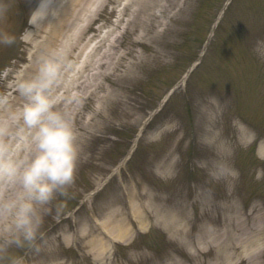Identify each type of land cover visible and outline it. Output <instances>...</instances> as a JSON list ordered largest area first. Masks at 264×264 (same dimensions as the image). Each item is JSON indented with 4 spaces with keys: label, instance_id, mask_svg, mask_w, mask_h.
Listing matches in <instances>:
<instances>
[{
    "label": "rangeland",
    "instance_id": "obj_1",
    "mask_svg": "<svg viewBox=\"0 0 264 264\" xmlns=\"http://www.w3.org/2000/svg\"><path fill=\"white\" fill-rule=\"evenodd\" d=\"M46 1L0 0V95L6 96L7 101L16 98V85L21 80L32 78L40 63L50 58L48 55L56 53L46 51L51 34V29L46 27L48 19H34L40 16L37 8ZM49 1L48 12L51 13L57 7L72 6L75 2L66 0L61 5L59 0ZM115 1L80 0L77 4L92 10L90 23L96 20L90 24L82 43L86 52H92V65L83 69L81 73L85 74L77 82L81 86L75 90L73 79L79 74V67L86 57L85 51L76 59L71 58L76 60L75 65L69 67L68 74L62 76L61 72L53 92L58 110L74 122L80 163L76 181L68 189L69 196L58 197L46 206V215L32 249L58 220L62 221L59 224L61 228L57 229L60 230L57 234L60 259L65 264H98L74 240L81 222L79 219L87 220V228L96 231L93 226L97 227V222L105 219L106 205L119 198L126 203L117 217L132 220L139 233V225L131 216L128 202L144 195L137 206L148 224L155 219V207L158 206L153 197L162 196L164 199L168 195L166 187L176 185L178 177L184 176L189 183L186 185L193 191L196 185L192 182L194 166L187 165L182 172L178 168L183 156L178 140L181 135L185 136L186 130L188 138L182 143L185 154L188 160L192 157L197 160L201 145L196 139V128L199 124L201 131L204 123L219 138L216 146L221 141L231 142L233 135L244 141L241 146H229L228 152L221 155L222 166L218 163L217 173L207 168L204 172L201 168L202 175L194 179L204 182L200 188L208 196L209 203L206 202L199 210L207 214V227L212 230L221 225L224 231L219 250L211 246L205 251H194L171 238L156 223L151 227L152 233L148 226L138 234L142 238L154 235L160 244L157 248L154 244H146V240L141 241L140 245L145 247L142 250L148 256H142L140 249L128 248L126 251V244L116 241L108 244L107 257L111 260L110 264H147L151 259L162 264H264V0L233 1L202 64L184 84L180 79L201 51L209 24L224 0H151L153 7L150 11L139 9L136 15L127 14L123 22H119L114 9ZM6 37L14 38V43H4ZM58 48L61 49V46ZM214 75L220 78L218 82L209 80ZM176 83L177 89L169 94L168 102L154 113L169 88ZM211 90L227 94L222 104L217 105L216 93H206L204 102L194 100L193 96ZM18 101L11 115L7 118L3 116L12 124L9 125L7 120L2 122L9 126V135L4 139L12 141L14 148L19 146L22 152L19 159H24L30 156L25 141L21 139L27 131L21 132L22 120L18 118L25 100L19 96ZM243 128L249 135L240 131ZM138 135L139 144L146 146L142 161L149 166L130 165V161L118 167ZM197 144L200 147L196 148ZM166 147L173 148V162L178 168L171 177L159 169ZM210 157L215 160L216 154L212 151ZM107 180H110L108 186L112 187L107 196L101 197L107 188L95 196L89 195L83 206L84 212L75 216L70 208L81 200L85 201L86 194ZM167 183L170 185L166 186ZM15 191L10 188L8 193L14 195ZM188 193L192 200L193 192ZM64 205L69 207L64 208ZM161 208L163 211V206ZM252 211H255L253 215ZM236 223L242 229L239 227L235 232ZM199 225L198 221L190 222L189 233L196 240ZM0 227L4 229L0 232V243H3L10 237L7 227ZM67 230L72 238L68 243L63 239ZM247 232L258 234L256 242L236 249L234 242L249 236ZM29 249L27 244L24 247L15 244L7 247L5 252L0 253V264H11L13 257H22L28 251L24 264L39 263L43 257H36V254L30 256L33 252L30 253ZM157 249L160 251L158 254ZM167 254L171 256L168 261L165 259ZM217 256L224 257L226 263H221L223 259L216 260ZM145 257L147 260H144Z\"/></svg>",
    "mask_w": 264,
    "mask_h": 264
},
{
    "label": "clouds",
    "instance_id": "obj_2",
    "mask_svg": "<svg viewBox=\"0 0 264 264\" xmlns=\"http://www.w3.org/2000/svg\"><path fill=\"white\" fill-rule=\"evenodd\" d=\"M3 42L10 45L14 38L6 37ZM61 67L59 57L44 59L32 78L16 85L25 100L18 119L27 131L21 139L30 151L29 157L17 158L4 139L9 135V126L0 122V222L10 221V238L0 243V253L13 244L32 246L46 206L58 197L69 196L68 189L76 181L80 163L76 128L72 119L58 110L53 92ZM6 103L7 97L0 95V105ZM10 188L16 191L9 197L6 194ZM11 264H24V258L13 257Z\"/></svg>",
    "mask_w": 264,
    "mask_h": 264
},
{
    "label": "bare ground",
    "instance_id": "obj_3",
    "mask_svg": "<svg viewBox=\"0 0 264 264\" xmlns=\"http://www.w3.org/2000/svg\"><path fill=\"white\" fill-rule=\"evenodd\" d=\"M135 5H138L139 7H147L148 11L152 8V6L149 4V0H118L117 1V8L120 13V17L126 16L128 13H134V7ZM76 6H69V8H66L65 12L56 18L55 23L48 22V25L52 28L51 29V37L54 43H58L59 40H61L64 45L61 49L58 50L56 54H61L62 57L60 59V63L62 65L61 70L65 69L69 64V59L74 57V53L77 51L79 44L82 42L83 38V32H82V26L80 24V12L76 11ZM45 10V8H43ZM85 15L83 18V21L86 18V14L88 11H85ZM79 19V23H77V26H74V22ZM121 21V20H120ZM80 25V26H79ZM73 28V29H72ZM81 50H83L81 48ZM88 62L84 64V67H86ZM1 115V114H0ZM1 117V116H0ZM207 138L206 140H210L212 133L205 132ZM216 138V137H215ZM229 144L222 145L220 148L221 152L227 153V147ZM206 163H209L210 161H205ZM211 166V165H208ZM167 168V171H173L174 170V164H167L165 165ZM214 168V166H213ZM197 189V188H196ZM178 194L174 191L171 192L170 197L168 198V203L170 204L169 212L166 216H163L161 212L156 209V221L164 224V226L167 228L168 232L175 237V239H179L182 243L188 244L190 247H193L196 245V250L205 251L208 247L214 246L216 249L219 250L221 246H219V239H221V233L218 234L217 230H209L208 227L205 225V217L207 214L205 212L201 213V225L197 228V244L195 242H192L190 239V233H189V222L191 220V216L187 211V206L184 204H181L178 202ZM157 199V198H156ZM197 201L201 205H203V208L205 206V203L209 200L206 197V194L202 191H196L194 196V202ZM135 216H137V219L140 222V225H143L142 223V215L138 211V209L135 211ZM111 219V218H110ZM114 221V220H113ZM10 224V221L5 220L0 222V225L7 226ZM245 224H243L244 226ZM109 226V227H108ZM144 226V225H143ZM105 227L107 229H111L113 235L118 238L121 241L127 242L132 238V231L130 226L125 225L124 223H112L111 221L106 222ZM236 227V228H235ZM242 227L238 225V223L235 224L234 230H238ZM262 232V231H261ZM249 236L247 235L246 238L242 239L241 237L236 239L234 242V246L237 247H246L250 246L253 243L256 242L258 234L255 232H247ZM84 247L88 248L89 250L93 252V257L101 262H105L106 264L110 263V259H107V257L104 256L105 251L107 250V247L103 244H101V241L98 239H92L89 240L88 243L84 242ZM217 259H223L224 257L217 256ZM58 264V263H57Z\"/></svg>",
    "mask_w": 264,
    "mask_h": 264
}]
</instances>
